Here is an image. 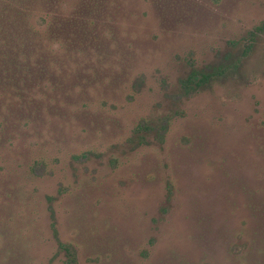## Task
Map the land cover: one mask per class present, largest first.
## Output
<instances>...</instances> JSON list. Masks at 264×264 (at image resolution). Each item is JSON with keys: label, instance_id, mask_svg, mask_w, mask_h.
Instances as JSON below:
<instances>
[{"label": "rangeland", "instance_id": "1", "mask_svg": "<svg viewBox=\"0 0 264 264\" xmlns=\"http://www.w3.org/2000/svg\"><path fill=\"white\" fill-rule=\"evenodd\" d=\"M0 264H264V0H0Z\"/></svg>", "mask_w": 264, "mask_h": 264}, {"label": "trees", "instance_id": "2", "mask_svg": "<svg viewBox=\"0 0 264 264\" xmlns=\"http://www.w3.org/2000/svg\"><path fill=\"white\" fill-rule=\"evenodd\" d=\"M195 73H197V71L191 70L182 81V85H184L185 87H189L191 85L198 86L200 82H203L206 78H208L207 74H202L198 72L199 75L197 76L195 75Z\"/></svg>", "mask_w": 264, "mask_h": 264}]
</instances>
